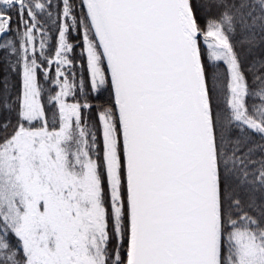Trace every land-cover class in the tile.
I'll return each instance as SVG.
<instances>
[{
	"label": "snow or ice",
	"instance_id": "obj_1",
	"mask_svg": "<svg viewBox=\"0 0 264 264\" xmlns=\"http://www.w3.org/2000/svg\"><path fill=\"white\" fill-rule=\"evenodd\" d=\"M0 264H264V0H0Z\"/></svg>",
	"mask_w": 264,
	"mask_h": 264
}]
</instances>
